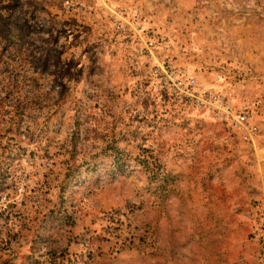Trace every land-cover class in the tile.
Returning <instances> with one entry per match:
<instances>
[{
	"label": "rangeland",
	"instance_id": "1",
	"mask_svg": "<svg viewBox=\"0 0 264 264\" xmlns=\"http://www.w3.org/2000/svg\"><path fill=\"white\" fill-rule=\"evenodd\" d=\"M261 206L264 0H0V264H263Z\"/></svg>",
	"mask_w": 264,
	"mask_h": 264
},
{
	"label": "built area",
	"instance_id": "2",
	"mask_svg": "<svg viewBox=\"0 0 264 264\" xmlns=\"http://www.w3.org/2000/svg\"><path fill=\"white\" fill-rule=\"evenodd\" d=\"M67 2V1H66ZM172 75H175L172 72ZM176 88L188 98V105H196L202 109H207L221 122L229 127L239 138L252 146H255L257 126L251 120V114L247 107H235L231 102L229 94L217 93L214 91L199 89L194 77H175ZM264 206L260 207V217L256 218L254 237L261 242V257L264 264Z\"/></svg>",
	"mask_w": 264,
	"mask_h": 264
}]
</instances>
